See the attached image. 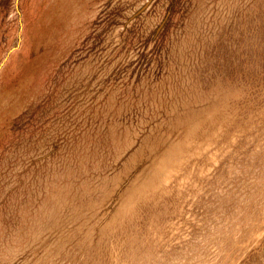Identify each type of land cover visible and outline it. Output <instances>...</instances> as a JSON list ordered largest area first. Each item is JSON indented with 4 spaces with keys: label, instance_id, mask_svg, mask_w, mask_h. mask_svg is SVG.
Returning a JSON list of instances; mask_svg holds the SVG:
<instances>
[{
    "label": "rangeland",
    "instance_id": "obj_1",
    "mask_svg": "<svg viewBox=\"0 0 264 264\" xmlns=\"http://www.w3.org/2000/svg\"><path fill=\"white\" fill-rule=\"evenodd\" d=\"M0 0V264H264V0Z\"/></svg>",
    "mask_w": 264,
    "mask_h": 264
},
{
    "label": "trees",
    "instance_id": "obj_2",
    "mask_svg": "<svg viewBox=\"0 0 264 264\" xmlns=\"http://www.w3.org/2000/svg\"><path fill=\"white\" fill-rule=\"evenodd\" d=\"M160 0H154L152 2V4H156L158 3ZM185 2V0H171L169 3H168V8H167V11H168V15L166 17V24L163 26V29L161 30V33H160V36L162 35L163 36V33L165 32V29H166V26L170 25L173 18H174V14L177 12V10L179 8H181L182 4Z\"/></svg>",
    "mask_w": 264,
    "mask_h": 264
}]
</instances>
